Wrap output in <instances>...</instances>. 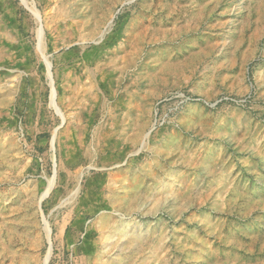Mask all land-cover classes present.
<instances>
[{
    "label": "rangeland",
    "instance_id": "374dc122",
    "mask_svg": "<svg viewBox=\"0 0 264 264\" xmlns=\"http://www.w3.org/2000/svg\"><path fill=\"white\" fill-rule=\"evenodd\" d=\"M0 264H264V0H0Z\"/></svg>",
    "mask_w": 264,
    "mask_h": 264
},
{
    "label": "built area",
    "instance_id": "2783aa9c",
    "mask_svg": "<svg viewBox=\"0 0 264 264\" xmlns=\"http://www.w3.org/2000/svg\"><path fill=\"white\" fill-rule=\"evenodd\" d=\"M158 117V116H157ZM155 118V121H154V126H157L158 124H159V122H158V119L160 118V117H158V118ZM160 120V119H159Z\"/></svg>",
    "mask_w": 264,
    "mask_h": 264
},
{
    "label": "bare ground",
    "instance_id": "6f19581e",
    "mask_svg": "<svg viewBox=\"0 0 264 264\" xmlns=\"http://www.w3.org/2000/svg\"><path fill=\"white\" fill-rule=\"evenodd\" d=\"M52 183H53L52 181H51V182H49V186H52Z\"/></svg>",
    "mask_w": 264,
    "mask_h": 264
}]
</instances>
